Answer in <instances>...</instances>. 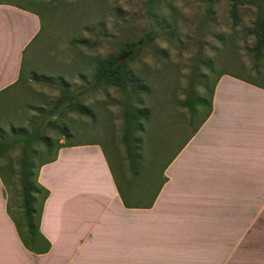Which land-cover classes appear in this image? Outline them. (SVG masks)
<instances>
[{"label": "crops", "instance_id": "obj_1", "mask_svg": "<svg viewBox=\"0 0 264 264\" xmlns=\"http://www.w3.org/2000/svg\"><path fill=\"white\" fill-rule=\"evenodd\" d=\"M40 32L33 9L0 2V103L23 92ZM194 130L159 184L127 178L96 142L60 148L38 174L37 252L0 173V264H264V86L218 76Z\"/></svg>", "mask_w": 264, "mask_h": 264}, {"label": "rangeland", "instance_id": "obj_2", "mask_svg": "<svg viewBox=\"0 0 264 264\" xmlns=\"http://www.w3.org/2000/svg\"><path fill=\"white\" fill-rule=\"evenodd\" d=\"M0 2L31 8L41 21V32L24 61L23 92L0 103V140L10 143L0 152V173L9 202L20 207L23 139L39 125L42 136L55 142H96L114 167L124 168L127 178L159 184L208 112L206 106L196 105L193 115L190 100L209 99L220 73L264 86V48L258 58L253 52L257 23L264 26V0H219L213 5L205 0ZM131 43L138 44L134 58L120 62H127V69L143 79L144 89L128 95L95 84L97 64L119 60ZM63 94L78 95L79 104L91 108L94 117L74 109L61 113L67 104L53 110ZM145 109L147 120L138 118L128 126L127 114ZM49 120L68 128L71 137L65 139L58 128L47 126ZM135 141L142 149L137 175L128 158V146ZM30 147L39 150L36 162L48 158L41 139ZM23 226L21 218L25 232Z\"/></svg>", "mask_w": 264, "mask_h": 264}, {"label": "trees", "instance_id": "obj_3", "mask_svg": "<svg viewBox=\"0 0 264 264\" xmlns=\"http://www.w3.org/2000/svg\"><path fill=\"white\" fill-rule=\"evenodd\" d=\"M210 5L217 4L219 0H205ZM34 3V1L32 2ZM234 15V12H232ZM255 35V45L253 47V52L255 57H259L261 55V51L264 48V26L261 23H257V27L254 31ZM137 43H131L128 45L127 49H125V54L131 52L128 55L127 60H132L134 58ZM127 62H118L117 58H109L100 61L97 64L95 71V84L97 85H106L113 86L119 88L122 92L126 94H133L142 91L145 87V83L142 78L138 77L137 74L127 69ZM226 73H220L218 76H221ZM43 79V77H42ZM245 82L254 84L253 81L243 79ZM215 82L213 83L209 95V99L198 96L188 102V106L191 109L192 114L195 113V106L201 105L206 106L208 108V112L204 119L208 117L210 109H211V99L213 94ZM78 95H69L63 94L58 98L56 106L53 110H57L58 106L67 104L61 113L74 109L82 115L88 116L90 118L94 117V113L88 106L83 104H79ZM52 110V111H53ZM149 115V110L145 109L138 114L128 113L127 120L128 126L134 125V121L138 118H143L147 120ZM47 126H55L59 129L60 133L64 136L65 139H69L71 134L68 128L60 127L54 121H48ZM139 130H143L141 124H137ZM43 126L39 125L38 128L34 129L30 134L24 136V145L22 149L23 157L19 162L18 176H19V185H20V197H21V208H22V217L24 222L25 234L20 231V237L24 245L30 250L37 252L38 250L33 248V244L35 243L36 236L40 235L39 232V223L41 218L42 206L45 200L48 197V191L44 189L38 183V174L39 170L43 165H46L55 160L57 151L63 147L71 146V143L67 142H55L49 136H42L41 129ZM141 127V128H140ZM197 131V128L194 132ZM35 139H41L45 146V155L48 156L47 159L40 160L39 162L35 161L36 156L39 155V150L32 149L30 144ZM10 143L7 141L0 140V152L4 151L7 147H9ZM141 145L139 141H135L133 146H128V158L130 161V167L134 175H137L140 161L142 159L141 156ZM11 165L9 163L5 164V168H10ZM1 171V169H0ZM17 225V224H16ZM19 229V226H18ZM49 244L46 242V245L43 249L44 252L48 251Z\"/></svg>", "mask_w": 264, "mask_h": 264}, {"label": "water", "instance_id": "obj_4", "mask_svg": "<svg viewBox=\"0 0 264 264\" xmlns=\"http://www.w3.org/2000/svg\"><path fill=\"white\" fill-rule=\"evenodd\" d=\"M129 54H131V52H129V53H127V54H124V55L118 60V62H120L121 59L127 57Z\"/></svg>", "mask_w": 264, "mask_h": 264}]
</instances>
